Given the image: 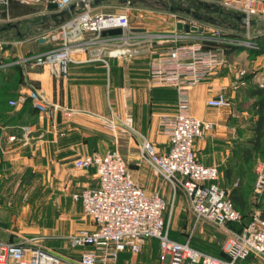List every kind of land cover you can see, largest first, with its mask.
Masks as SVG:
<instances>
[{
    "label": "crops",
    "instance_id": "1",
    "mask_svg": "<svg viewBox=\"0 0 264 264\" xmlns=\"http://www.w3.org/2000/svg\"><path fill=\"white\" fill-rule=\"evenodd\" d=\"M88 2L94 13L119 14L126 9L115 0ZM199 2L208 3L205 0H180L176 3L189 7L188 14L177 10L176 5L169 6L166 11L130 9L129 30L124 37L101 34L94 41L93 34L84 32L73 42V63L68 66L66 77H60L53 75L47 65L19 61L54 47L49 32L77 15L79 8L71 4L65 11L49 10L45 1L29 5L10 1L7 12L14 24L9 30H4V35L10 40L0 35V153L4 159L9 160L13 168L41 175L50 191L60 197L71 194L72 199L73 194L98 185L95 169L74 170L75 159L114 149L128 157L129 149L136 146L135 141L139 151V137L138 141L134 134L119 132L114 135L108 130L106 122L113 115L123 117L129 113L134 129L149 139L159 154L167 153L169 139L163 134L159 122L162 116L175 112L176 92L172 87L151 85L148 68L162 51L177 45L173 43L186 42L182 37L185 32L176 29L177 21L195 23L203 30L220 26L231 37H255L258 43L257 34L250 35L249 26H242L236 16L233 23L218 19V16L232 15L231 12H225L211 2L201 8ZM256 21L258 19H254L253 24ZM12 32L16 38H12ZM33 32L41 34L36 36ZM190 35L197 38L201 32H190ZM118 50L131 52L132 57L116 56ZM227 63L189 90L191 115L211 124L208 130L203 131L202 137L195 140L194 155L205 166H217L220 188V177L227 173L235 175L237 169L244 166V148L238 130L240 124L245 125L243 102L250 87H257L253 74L258 71L264 74V51L253 57L249 50L230 48ZM240 67L248 70L244 78L247 85L234 89L233 72ZM32 90L46 101V112L32 110L27 97ZM218 93L226 95L230 102L228 108L207 106L206 101ZM9 100H15L17 105L10 106ZM11 137H14L13 141ZM262 163L264 154L259 160V164ZM74 202L81 206L78 201ZM232 228L236 230L239 226L232 225ZM94 229L95 226L88 232ZM186 239L175 241L184 242ZM150 240L145 242L151 243ZM74 249L80 254V248ZM79 254L68 256L77 258ZM126 255L135 254L123 251L115 264H120ZM159 255L157 241V260L160 263Z\"/></svg>",
    "mask_w": 264,
    "mask_h": 264
},
{
    "label": "built area",
    "instance_id": "2",
    "mask_svg": "<svg viewBox=\"0 0 264 264\" xmlns=\"http://www.w3.org/2000/svg\"><path fill=\"white\" fill-rule=\"evenodd\" d=\"M10 1L29 5L50 0H0V6ZM57 10L65 11L71 4L80 12L55 26L48 34L55 46L44 53L21 58L19 63L47 65L55 76L66 77L68 66L73 63V42L84 32L98 40L103 31L120 28L121 35L129 30V10L123 13H94L88 0H53ZM220 8L239 15L242 26L248 27L253 19L264 22V0H222ZM183 25L201 29V35L193 38L189 33L182 37L183 44L164 50L148 68L151 85L172 87L176 92L175 112L160 118V128L169 139V151L159 154L154 146L133 127L132 117L113 115L106 127L114 135L128 132L140 138L139 157L157 176H160L175 192L180 187L189 202L194 222L207 223L223 231L225 240L221 246L224 257L194 248L188 237L184 242L168 236V225L164 221L166 201L159 191H146L138 185L120 153L114 149L103 154H92L73 161L74 170L95 169L98 185L87 188L72 199L78 201L83 212L90 217L95 229L81 231L68 238L72 248H80L79 256L60 254L41 244L39 238L19 242L0 241V264H115L123 251L132 254L141 252L147 239H156L159 244L161 264H243L250 257L264 264V219L258 211L250 214L242 224V215L229 198L228 193L218 186L219 172L215 165L205 166L194 155V142L202 137L211 124L193 117L190 113L189 90L204 81L214 71L225 67L230 48L258 50L255 37H231L221 27L203 30L195 23L178 20ZM205 32V33H203ZM116 56L132 57L124 50ZM106 65V62L104 61ZM234 89L246 86V68L234 69ZM254 83L264 88V74L255 72ZM31 105L38 112H46L48 105L35 90L28 95ZM12 107L15 100H9ZM207 106L216 109L228 108L230 102L224 93H218L206 101ZM11 141L14 137L10 138ZM256 190L264 188V164L257 166ZM238 225L239 229H233Z\"/></svg>",
    "mask_w": 264,
    "mask_h": 264
},
{
    "label": "rangeland",
    "instance_id": "3",
    "mask_svg": "<svg viewBox=\"0 0 264 264\" xmlns=\"http://www.w3.org/2000/svg\"><path fill=\"white\" fill-rule=\"evenodd\" d=\"M179 1L125 0L121 2L115 0L129 12L133 8L166 11L169 6H174ZM205 1L220 7L219 3L222 0ZM225 12H231L232 15L218 16V19L233 23L238 14L228 10ZM253 21L249 24L248 32L250 35L256 33L258 40L264 38V22L258 20L253 24ZM13 24L14 21L10 19L7 6H0V35L6 36L4 30H9ZM12 33L14 34L12 38H16L15 33ZM33 34L40 36L41 32H33ZM8 38L6 36L4 39L10 40ZM180 43L177 41L173 44ZM259 100H261L259 96L249 94L243 102L245 125L240 124L238 136L243 142L241 144L244 148V166L238 168L235 175L227 173L220 177V186L229 196L232 191H237L244 196L243 212L249 214L258 211L261 215L264 211V188L261 190L255 188L256 169L261 156L260 152L253 149ZM243 104L241 102V105ZM238 113L241 114L242 111L239 110ZM247 120L248 125L246 124ZM135 137L134 139L139 141L138 136ZM148 141L153 146L149 139ZM135 144L136 146L129 149L128 157H123L119 153L137 184L142 185L146 191L158 190L164 197L166 201L164 221L168 225V235L175 240L189 237L190 244L195 248L213 255H220L226 233L207 223L195 224L194 215L184 191L180 187H176L174 192L168 183L148 168L140 160L136 141ZM247 155L248 160L245 158ZM43 180L41 175L28 174L25 170L11 167L10 161L4 159L0 153V241L19 242L29 238H39L42 240L43 246L60 254L67 256L74 253L79 254V250L77 251L69 245L68 238L78 232L92 230L93 223L90 217L83 212L82 207L71 199V194L60 197L50 191L48 184ZM150 242H145L146 246L141 254L126 255L119 263L160 264L157 260V241L151 239ZM243 264H259V260L250 257Z\"/></svg>",
    "mask_w": 264,
    "mask_h": 264
},
{
    "label": "trees",
    "instance_id": "4",
    "mask_svg": "<svg viewBox=\"0 0 264 264\" xmlns=\"http://www.w3.org/2000/svg\"><path fill=\"white\" fill-rule=\"evenodd\" d=\"M200 5H198L201 8H204L206 6H208L209 3L205 4L203 2H199ZM177 10H179L180 12H184L186 14L189 13V7H186L184 4L181 5H176ZM209 9V8H208ZM237 18H239V15H236ZM221 25V24H219ZM183 44V43H180ZM258 50H249L251 54L254 55H258L260 54L262 51H264V41L263 39H259L258 40ZM249 94H255L257 96L260 97L261 100H259V109H258V119H257V123H256V128H255V132H256V138L254 140L253 143V149L254 151H258L260 152V156L262 157V155L264 154V88H257V87H250L249 89ZM31 105V104H30ZM32 110L35 111V109L31 106ZM247 151V150H245ZM244 156V153H243ZM245 158L248 160L249 157L248 155L245 156ZM230 200L232 201L234 207L240 211L241 215H242V224H245L250 217V214H246L245 212H243L244 207H245V199L244 196L242 194H240L237 191H232L230 196H229ZM262 219H264V211H262L261 214ZM218 257H224V254L220 253V255H217Z\"/></svg>",
    "mask_w": 264,
    "mask_h": 264
},
{
    "label": "water",
    "instance_id": "5",
    "mask_svg": "<svg viewBox=\"0 0 264 264\" xmlns=\"http://www.w3.org/2000/svg\"><path fill=\"white\" fill-rule=\"evenodd\" d=\"M47 8L49 10H57V4L55 2H53V0H50L47 3ZM175 25H176V29L178 31L183 30L185 33L201 31L200 28L189 27L188 25H183L181 22H177ZM121 33H122V30L120 28H114V29H109V30L103 31L102 35L103 36L104 35L116 36V35H121Z\"/></svg>",
    "mask_w": 264,
    "mask_h": 264
}]
</instances>
